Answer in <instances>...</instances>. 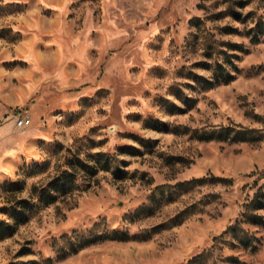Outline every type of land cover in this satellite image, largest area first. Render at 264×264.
I'll return each instance as SVG.
<instances>
[{
	"label": "rangeland",
	"instance_id": "1",
	"mask_svg": "<svg viewBox=\"0 0 264 264\" xmlns=\"http://www.w3.org/2000/svg\"><path fill=\"white\" fill-rule=\"evenodd\" d=\"M232 2L249 27L264 19V0H0V220L30 212L0 264H264L247 214L264 185V41ZM228 42L245 47L239 72L216 83ZM229 124L250 140L200 138ZM100 152L108 169L78 171ZM73 168L72 189L39 199ZM209 174L234 182L179 185ZM114 230L130 239L102 238Z\"/></svg>",
	"mask_w": 264,
	"mask_h": 264
},
{
	"label": "trees",
	"instance_id": "2",
	"mask_svg": "<svg viewBox=\"0 0 264 264\" xmlns=\"http://www.w3.org/2000/svg\"><path fill=\"white\" fill-rule=\"evenodd\" d=\"M230 12L233 14L234 18L239 20L240 22L246 23L248 18L251 16V13L248 12L246 14L240 13V11L236 8L234 3L232 2L230 5ZM244 33L251 37V40L255 43L260 41H264V19L256 20L255 25L249 27L246 23ZM225 29L227 32H240L238 27L232 25H226ZM230 50H234L235 52L227 51L224 59L216 64L215 70V81L216 83H229L232 81L239 72V67L234 63V57H238L236 51H243L245 49L244 45L239 43L228 42ZM232 64L230 68L229 65ZM241 125V124H240ZM243 126V125H242ZM247 130L249 127H238V125L229 124L223 126L219 130L212 131L211 133L205 135L206 137L200 136L202 139H213L219 138L223 140H240L246 141L250 140L247 134ZM107 155L104 152H100L98 154H90L86 159L79 161V169L78 171L84 170L86 175H95L101 170L108 169L109 159H105L104 156ZM75 166L74 163L72 165ZM78 168V167H77ZM74 168L70 171L67 169L63 171V174L60 178H58V183L55 189L49 191H42V194L39 199L46 200L47 203H51L57 200L58 195L56 192L62 191L67 192L69 189H72V184L69 183L68 178L75 177L77 174ZM72 177V178H73ZM74 179V178H73ZM211 183L213 185L222 184V185H231L234 182V179L231 177H222L214 174H209L203 176L201 178H194L191 180H187L184 182H180L181 186H188L194 184H203V183ZM166 185H158L154 195H158V192L164 190ZM33 191H37V187L35 186ZM27 202V199L23 200ZM264 208V185H260L258 191L254 194V197L249 203L250 213H247L251 222L253 223H264V216L257 211L259 209ZM10 215L14 220V224L10 223L7 219L0 220V238H3L7 235H10L15 230V225L21 224L29 219L30 212L26 206L24 207H14L10 211ZM102 238H113L119 240H127L130 239L128 235H123L118 233L117 231H112L110 234L103 235ZM98 238L91 239V242L96 241ZM249 241H246L245 244H248ZM235 260V262H239L240 260L236 256H231ZM52 259H49L48 262H51Z\"/></svg>",
	"mask_w": 264,
	"mask_h": 264
},
{
	"label": "built area",
	"instance_id": "3",
	"mask_svg": "<svg viewBox=\"0 0 264 264\" xmlns=\"http://www.w3.org/2000/svg\"><path fill=\"white\" fill-rule=\"evenodd\" d=\"M31 122H32V118L29 113H22L16 119V123L20 127L30 125Z\"/></svg>",
	"mask_w": 264,
	"mask_h": 264
}]
</instances>
